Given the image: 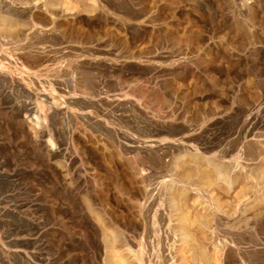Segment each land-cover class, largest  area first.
<instances>
[{
	"label": "rangeland",
	"instance_id": "374dc122",
	"mask_svg": "<svg viewBox=\"0 0 264 264\" xmlns=\"http://www.w3.org/2000/svg\"><path fill=\"white\" fill-rule=\"evenodd\" d=\"M0 264H264V0H0Z\"/></svg>",
	"mask_w": 264,
	"mask_h": 264
},
{
	"label": "bare ground",
	"instance_id": "6f19581e",
	"mask_svg": "<svg viewBox=\"0 0 264 264\" xmlns=\"http://www.w3.org/2000/svg\"><path fill=\"white\" fill-rule=\"evenodd\" d=\"M34 104H35V103H34ZM55 106H56V105H55ZM55 106H54V107H55ZM56 109H58V110H59V106H57V107H56ZM56 109H55V110H56ZM27 110H28V111H32V112H33V111H35V109H34V108H30V107H28V108H27Z\"/></svg>",
	"mask_w": 264,
	"mask_h": 264
}]
</instances>
